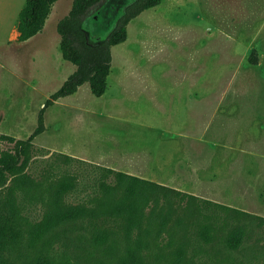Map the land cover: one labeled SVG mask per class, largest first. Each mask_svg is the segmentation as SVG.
<instances>
[{
	"label": "rangeland",
	"instance_id": "1",
	"mask_svg": "<svg viewBox=\"0 0 264 264\" xmlns=\"http://www.w3.org/2000/svg\"><path fill=\"white\" fill-rule=\"evenodd\" d=\"M26 1L0 0V132L22 138L76 68L63 58L57 29L73 0H57L43 30L20 41L12 34ZM124 1L88 15L93 41ZM127 27V39L113 46L106 92L96 96L84 83L47 109V129L35 138L45 150L27 168L33 184L15 186L16 215L29 228L41 221L65 174L77 178L66 201L91 204L100 166L128 161L146 178L197 196L195 215L174 244L169 248L167 234L160 238L164 264L182 243L185 264H264V0H161ZM254 48L258 63L250 60ZM101 223L87 218L68 226L78 228L73 236H89ZM203 225L210 227L206 238ZM236 229L242 237L232 247ZM21 230L15 220L9 234L17 239ZM62 241L58 260L81 264L101 254L58 247Z\"/></svg>",
	"mask_w": 264,
	"mask_h": 264
},
{
	"label": "trees",
	"instance_id": "2",
	"mask_svg": "<svg viewBox=\"0 0 264 264\" xmlns=\"http://www.w3.org/2000/svg\"><path fill=\"white\" fill-rule=\"evenodd\" d=\"M56 1H26L20 12L18 40L25 41L43 30ZM106 1L73 0L70 11L59 20L57 29L63 58L75 64V70L46 100L39 111L37 126L28 137L0 132V264H74L58 260L55 250L61 240L58 247L87 246L101 253L81 264H164L166 249L160 245V238L167 234L170 248L181 230L189 225L186 218L195 215L193 205L197 196L194 193L106 166H100L103 173L91 204L66 201L67 194L77 187V178L65 174L54 182L41 221L29 228L22 217L16 215L18 210L13 203L15 186L26 188L33 184L34 179L27 168L35 155L45 150L36 145L35 138L47 129V109L58 99L76 92L84 83L90 85L94 95L102 96L108 88L113 46L127 39V26L131 20L161 2L132 0L109 35L93 41L84 22L92 10ZM250 58L252 63L259 62L257 48L253 49ZM3 141L12 145L4 147ZM60 154L70 157L66 153ZM87 218L105 223L94 227L89 236L71 235L78 228L68 225ZM15 220L20 222L22 229L17 239L9 234ZM201 233L208 237L210 227L203 225ZM241 237L242 231L234 230L228 237V244L237 247ZM169 254V264L186 263V246L183 243L170 250Z\"/></svg>",
	"mask_w": 264,
	"mask_h": 264
},
{
	"label": "crops",
	"instance_id": "3",
	"mask_svg": "<svg viewBox=\"0 0 264 264\" xmlns=\"http://www.w3.org/2000/svg\"><path fill=\"white\" fill-rule=\"evenodd\" d=\"M26 4V3H25ZM25 6V5H24ZM23 9V8H22ZM21 9V10H22ZM21 12V11H20ZM19 22H20V14H19V20H18V23L15 25L14 27V30H13V34H12V38H15V39H18V36L20 34V31H19ZM28 40V39H27ZM1 122V120H0ZM127 163H120L118 164L119 162H117L116 164L113 163L112 167L113 168H116V169H119V170H124L126 172H129L131 174H134V175H137V176H141V177H145L146 178V170L143 169L142 172H140L139 170H137L133 163L131 162H128L126 161Z\"/></svg>",
	"mask_w": 264,
	"mask_h": 264
},
{
	"label": "flooded vegetation",
	"instance_id": "4",
	"mask_svg": "<svg viewBox=\"0 0 264 264\" xmlns=\"http://www.w3.org/2000/svg\"><path fill=\"white\" fill-rule=\"evenodd\" d=\"M110 1H111V0H110ZM110 1H109V2H106L105 4H102L101 6H99V7H98V10L101 11L102 8H104V7L106 6V4L110 3ZM121 1H123V0H121ZM131 2H132V0H125V1L123 2V5L121 6V9H120V11H119L120 13H118L115 22L111 25V27L108 28V30H107L104 34H102V36H103L102 39H104L106 36L109 35V33L112 31V29H113L114 26L116 25V23H117L118 19L120 18V16L124 13L125 8H126ZM99 19H100V15H99V13L93 15V20H94V21H98Z\"/></svg>",
	"mask_w": 264,
	"mask_h": 264
},
{
	"label": "water",
	"instance_id": "5",
	"mask_svg": "<svg viewBox=\"0 0 264 264\" xmlns=\"http://www.w3.org/2000/svg\"><path fill=\"white\" fill-rule=\"evenodd\" d=\"M107 1H108V0H107ZM107 1H106V2H107ZM106 2H105V3H106ZM105 3H104V4H105ZM99 39H101V38H99Z\"/></svg>",
	"mask_w": 264,
	"mask_h": 264
}]
</instances>
